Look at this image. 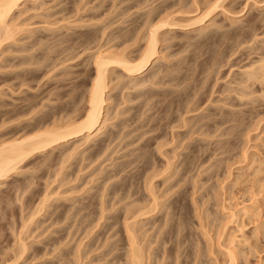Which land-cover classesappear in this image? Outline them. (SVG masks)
<instances>
[{"label":"rangeland","instance_id":"1","mask_svg":"<svg viewBox=\"0 0 264 264\" xmlns=\"http://www.w3.org/2000/svg\"><path fill=\"white\" fill-rule=\"evenodd\" d=\"M177 1L24 0L9 16V24L22 31L0 46V142L43 125L82 119L96 51L125 50L136 60L150 8L162 4L165 12H159L181 26L163 31L152 70L134 77L117 67L108 72L107 120L98 136L67 159L83 136L36 153L0 183V264L15 258L20 240L30 245V254L14 264H54L66 241L58 243V250L56 244L44 246L59 234V224L51 221L60 206L72 207L67 215L73 218L80 202L87 204L84 211L93 228L87 226L66 243L72 247L68 264L79 261L71 253L83 235L88 246L81 258L77 255L78 264H104L110 245L116 250L127 246L124 209L150 204L154 196L158 212L145 218L128 215L146 254L154 249L160 257L155 261L151 254L150 264H230L227 248L237 254L232 264H264V83L244 78L246 71L261 67L264 0ZM215 1L220 5L209 18L194 24ZM219 118L226 122L200 129L203 122ZM184 119L200 131L189 132ZM113 185L118 195L132 197L110 206ZM41 198L43 209L23 228ZM241 207L248 210L238 212ZM230 211L236 215L230 217ZM35 246L43 247L32 255ZM126 248L119 252L126 254ZM121 256L119 264H125Z\"/></svg>","mask_w":264,"mask_h":264},{"label":"bare ground","instance_id":"2","mask_svg":"<svg viewBox=\"0 0 264 264\" xmlns=\"http://www.w3.org/2000/svg\"><path fill=\"white\" fill-rule=\"evenodd\" d=\"M23 1L24 0H0V46H2V43L4 41L9 40V39L11 40V38L13 39L14 34H15L14 32H16V30H18V32H19L20 29H21V31H22V28H20L19 26H18L19 28L17 26H15L16 24L14 22H12L14 24H9V22H11L12 20H8V18L14 12V10L18 7V5L20 4V2H23ZM177 2L179 3V0ZM215 2L212 3L213 5L211 4L209 6V8H207V11L206 12L204 11L203 14H201V16H199L198 18H196L197 20L195 19L196 21H194L193 23L195 24L197 22H201L203 20L205 21L206 19H208L209 16H210V14L213 13L216 8H218V5H220L217 2L216 3ZM117 8H118V6H117ZM128 8L129 7L125 8V10H127ZM162 9H164V7L161 4V5H157L155 9L154 8H150L146 12L147 14H146V16L143 19L145 21V23L147 24V28L145 27L146 28V32H145V34L143 36H141L142 34L140 35V37H142V39L144 41L142 39H140V40H142L144 42V44H143V47L140 50V54H139V56L137 57L136 60H131L130 58H128V56L126 55L127 53H124L125 50L124 51H122V50L121 51H117L116 49L115 50H112L113 48L112 49L109 48L110 50L109 49H107V50L106 49L105 50L98 49L96 51L95 55L94 56L92 55L93 56V65H94V75L91 78L92 81H91V84L89 86L88 99L86 100L87 108L85 110V113H84L82 119H80V120H78L76 122H71L70 121V123H68V121H67V123L64 122L65 124L58 125V126L57 125H55V126L54 125L53 126L52 125L51 126L50 125H48V126L47 125L46 126L43 125L44 128H41L39 126L40 129H38L37 131L36 130L33 131V133H30L29 135H26V136L23 135L24 137H19V138H16L15 137L14 139L12 137L11 140H8V141L5 140V141L0 142V183L1 184H2V181L6 180L10 175L16 173L17 171H20L21 165L24 163V161L27 160L28 158H31L33 155H36V153L45 152L47 150H50L52 147H54L56 145H59V144H63L65 142H68L69 140H71L73 138H76L78 136H83V142H81L80 144H76L77 146H75V147L73 146L74 148L73 149L71 148L72 150H69L70 152H68L69 155L66 153V155H67L66 156V159H67V157L70 158V156L73 154V152L76 151L81 145H83L84 143H87L88 141H90L91 139H93L94 137H96V136H98L100 134L99 132L104 127V125L106 123V120H107V119H105L106 117H105V114L104 113L106 112L105 109H106V104H107V100H106V97H107L106 95L107 94H106V91H107V88L109 87V86L107 87V85H108V83H107V77L109 76L108 75V72L110 73V71H112V69H115L117 67V68H121L122 69V72L126 76H133L134 77V76L142 75L148 69L149 70H152L154 68V62L156 61V58L158 57V54H159V51H158V43H159L160 37H162L161 35L163 34V31L166 30V29H170L172 27L179 26V25L181 26V23H179L178 21L176 23L173 20L174 17L171 18L170 15L167 14V12L164 13L165 10H162ZM135 10L138 11L137 8ZM142 10H145V8L142 9ZM160 10H162L164 12L163 13H160L159 12ZM139 11H141V10H139ZM142 13H143V11H142ZM127 14H129V12L126 13V15ZM124 15H123V17H124ZM156 16H158L157 21L156 20L153 21ZM120 19H121V17H120ZM120 19H119V21H120ZM145 23H143V25H142L143 27L145 26L144 25ZM101 29L103 30L104 27H101ZM141 29H142V27H141ZM102 30L100 32L102 34L105 33ZM139 30H140V28H139ZM104 31H105V29H104ZM136 32H137V30H136ZM101 33H100L99 37L102 38ZM135 35H137V33H135ZM103 36H104V34H103ZM125 36L126 35L119 36V38H124ZM134 37L136 38V36H134ZM134 37H133L134 42L135 41H138V39L135 40ZM131 42L133 44V41H131ZM160 42H161V40H160ZM263 57H264V55L262 56V58L259 61V64H260L259 67L260 66L261 67L258 69L259 70L258 73H259L260 76L257 73V71H258L257 70V67H256V71L253 69V72L254 73H252V74H251L250 71H248L249 74L246 71V73H245L246 75H244V76H246V77H244L246 79L245 82L248 83L249 77L250 78H253L254 77L255 79L257 78V81H260L261 80L264 83V65H263L264 59H263ZM261 60H262V62H261ZM261 64L263 65V67H262ZM250 66H251V64H250ZM252 67H253V64H252ZM156 76H157V74H156ZM152 78L154 79L155 77L154 76H152V77L150 76V79H152ZM134 81H135V78H134ZM240 82H241V80H240ZM143 83H144V81H143ZM242 83H243V80H242ZM260 83L261 82H259V84ZM139 85H140V83H139ZM242 94L243 93H241L240 96ZM245 94L247 95V93H245ZM210 121H212V123L211 122L209 123L208 121L203 122V124L201 125V128H200V126H199V128L202 129L203 128L202 127L203 125H207L206 128H208L209 127V124L210 125H213L214 128L215 127L217 128L218 126H220L221 124H224V122H226V120H223V119H220V118L217 119V120L216 119H211ZM61 123H63V122H61ZM182 123H183L184 126L185 125L188 126V131L191 132V133H195V132L200 131L199 128H196V129H193L194 127L192 128V126H193V121L192 120H186V119H184ZM195 124H194V126H195ZM218 124H220V125H218ZM181 126H182V124H181ZM216 130H218V129H215V131ZM222 132L223 133H227L228 132L227 131V128H224ZM205 133H207V132H205ZM142 137H143V135H142ZM171 137H173V136H171ZM222 146H219L218 149L220 147H222ZM105 148H106V146H105ZM206 149L209 150V149H214V148H212V147H206ZM62 160L59 161V162H62ZM64 162H65V160H64ZM59 164H61V163H59ZM58 173L59 172L57 171V174ZM151 177H149L150 178L149 181L153 179V177H152V179H151ZM106 181H108V180H106ZM26 182H27V180H26ZM151 189H152V187H151ZM103 190H104V188L102 187V191ZM118 190L119 189H117V187L115 185H113L111 187V189L109 191V194H108L109 196L111 195L110 198L108 197L109 198L108 200H110L109 202L111 203L110 206H113L115 203H120V201H122L124 199H127V198L132 197V195H125V196L124 195H121V193H120V195H118ZM151 196H153V194ZM152 198L153 199L151 200V203L149 202L150 204H148V203L146 204V202H145L146 205L145 204L144 205L141 204V206H138V207L136 206V208H134V209H128V208L127 209H124L125 210L124 213H125L126 216H125L124 224H122V225H123V229H124L123 232L125 231L124 232L125 233V236H126V240L125 241L127 242L126 243L127 246H123V249L125 247H127L126 248L127 250L125 249L126 250L125 251L126 254H124V252H119L120 250H123V249H121V247L118 250H116L115 247H113L112 245H110V247L108 249H106V251L104 252V254L102 253L103 254L102 258L105 257V260L107 258L106 263H104V264H119L120 261L123 259V256H121V254H123V255L126 256L125 264H150L151 254L152 255L154 254L153 255L154 256L153 257V260H155V261L156 260L157 261L160 260V257L158 258L156 256V254L153 253L154 252L153 251L154 249H152V251L149 254H146V252L144 251V250H146L145 249L146 248L145 247L146 245L145 246H143V244L141 245V240L142 239H140V237L137 236V234H139V232L134 229L135 222L134 223H129L128 222V215H130L129 218H132V217L135 218L137 216H143L145 218V217H147V214H148V217H149L150 216L149 215L150 213H152V212H158L159 207H161V206L158 207V205H160V204L157 202V198L155 196L152 197ZM43 199H44V197H43ZM43 199L42 198L40 199L42 201H41V203H39V207L37 206L38 209H36V212L31 213L28 216L27 219H25L23 217L24 218V221L22 220L23 221V223H22L23 225H21V226H23V228H24V224L25 223L26 224L30 223L32 221V219L34 218V216L35 215H38V213H39L38 211L41 210V209H43L42 206H43V203H45L43 201ZM45 199H47V198H45ZM99 203L101 204V206L103 205V203H105V199H102V196L99 199ZM135 204H137V202ZM86 205L87 204H83V203L80 202V204L78 203L77 206H75V207L73 206L74 207L73 208V215H72V216H74L73 218L67 215L69 213L67 211H70L72 207H70L67 210V206H60L62 208L53 217V219L51 221V223H53V224H51L52 226L54 224H56V225L59 224L60 227L57 230L59 232V234L57 236V232H56V236L57 237L56 238L54 237V238L50 239L49 242L48 241L47 242H44L43 243L44 246L45 245L47 246V244H49V246H50V244L55 246V244H56V246H55L56 248L55 249L58 250L57 247H58L59 244H62V243L64 244L65 241H66V243H70V241L73 240V237H75L74 235L76 233H78V231L85 230L87 226L90 227V228L91 227L93 228V226H89L90 225L89 224V219H87L88 218L87 213H85V211H84L86 209V207H87ZM139 205H140V203H139ZM3 207H5V205ZM99 210H101L100 211V214L101 213L103 214V211H102L103 209L101 208ZM246 210H248V209L247 208H244V207H241L240 210L238 209V212L240 211L242 213H245ZM34 211H35V208H34ZM102 214L100 215L101 218H102ZM234 215H236V212L230 211V217H233ZM98 217H99V215H98ZM1 218L3 219V216ZM49 218H50V216H49ZM20 220H21V217H20ZM50 220H51V218H50ZM74 221L76 223V227L74 228V230H72L73 225H75ZM97 221L99 222V220H97V218H96V221H95L96 223H95L94 227L97 226V224H98ZM61 222H62V224H61ZM20 228L21 227L19 226V229ZM105 228H106V226H105ZM111 228H112V226H111ZM22 232H24V229H23ZM79 234H80V232H79ZM18 235H17V237H18ZM83 236L81 237L82 239H83ZM86 236H87V234L85 235V237ZM142 236H143V233H142ZM82 239L80 241H78L79 242L78 244H76V246H75L76 247V250H73L72 253H71V254H75V252H76V254L80 258L82 256V255L80 256V254L83 252V250H85L86 246H88V244H86L87 242L84 243ZM60 242H62V243H60ZM66 243L64 244L65 247H62L64 245H62V246L59 247L60 248V251L58 250V252H56L57 254L59 253L58 256H56L54 254L56 256L55 257L56 260H55V263L54 264H68V263H70V261H72L70 259V257H68V255L71 252V248L72 247L66 246ZM17 244H18V242L16 243V246H17ZM230 245L231 246L233 245L232 242H230ZM29 246H30L29 244L27 245L23 240H20L19 241V246H18L19 249L16 251V254L14 255L15 258L11 259V262H9V264H14V262L20 260L21 257L29 255L30 254V252H29V250H30L29 248L30 247ZM42 247H40V246L39 247H36L35 246L33 248V250L31 251L32 255H33V253H37L38 251H40L42 249ZM44 250H46V249H44ZM53 250H54V247L51 250V253H52ZM226 250H227V255L229 256V259H230V261H229L230 264H232L231 263V260H233L232 262L234 263V260L236 259L235 256L237 255L236 254L234 256L235 250H233L231 248H227ZM44 253L43 254L40 253V254L45 255ZM163 253H164V251H163ZM46 254H48L47 251H46ZM87 254L88 253H86V255ZM35 255L37 256L38 254H35ZM77 255H75V258H76V260L78 258L79 261H80V258ZM36 258H39V257H36ZM43 259H44V257H43ZM6 260H7V258H6ZM78 262L77 263L75 262V263L78 264ZM96 262H97V260H96ZM103 262H101V263H103ZM175 263H176V260H175Z\"/></svg>","mask_w":264,"mask_h":264}]
</instances>
